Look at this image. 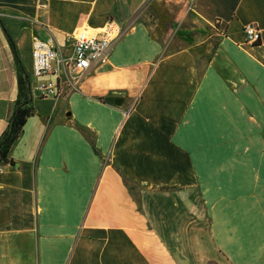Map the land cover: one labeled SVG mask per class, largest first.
<instances>
[{
	"label": "crops",
	"instance_id": "0c3cea01",
	"mask_svg": "<svg viewBox=\"0 0 264 264\" xmlns=\"http://www.w3.org/2000/svg\"><path fill=\"white\" fill-rule=\"evenodd\" d=\"M149 2L0 0V139L16 55L34 110L0 165V264H264V0H165L163 41ZM110 21L108 63L40 97L32 39Z\"/></svg>",
	"mask_w": 264,
	"mask_h": 264
},
{
	"label": "built area",
	"instance_id": "2783aa9c",
	"mask_svg": "<svg viewBox=\"0 0 264 264\" xmlns=\"http://www.w3.org/2000/svg\"><path fill=\"white\" fill-rule=\"evenodd\" d=\"M243 32L245 44L259 43L258 29L246 26ZM120 34V27L110 21L98 32H90L88 28L77 29L63 43L53 36L46 40L33 38L31 76L37 81L35 91L40 97L53 100L78 92L82 79L91 68L108 63L113 43Z\"/></svg>",
	"mask_w": 264,
	"mask_h": 264
},
{
	"label": "trees",
	"instance_id": "16d2710c",
	"mask_svg": "<svg viewBox=\"0 0 264 264\" xmlns=\"http://www.w3.org/2000/svg\"><path fill=\"white\" fill-rule=\"evenodd\" d=\"M182 10L181 6L166 3L165 0H150L147 11L156 20L154 32L150 34L151 40L163 41V39L167 38L173 25L178 21ZM182 25L185 27V24ZM217 45V40L211 37L204 45L192 50V52L194 55H197L201 53L200 48L204 49V53L213 52L217 48ZM206 58L208 60L210 59L209 56H206ZM16 60L20 73L18 77V97L15 102V111L11 117L9 127L0 139V165H9L12 162L9 159L11 148L19 138L27 118L34 114L29 99V76L22 69L17 55ZM123 182L128 185V181L125 178H123Z\"/></svg>",
	"mask_w": 264,
	"mask_h": 264
},
{
	"label": "water",
	"instance_id": "95a60500",
	"mask_svg": "<svg viewBox=\"0 0 264 264\" xmlns=\"http://www.w3.org/2000/svg\"><path fill=\"white\" fill-rule=\"evenodd\" d=\"M113 103H114L115 105H120V100H119V99H116V100L113 101ZM9 166H10L11 168H14V169L17 168V164H15V163H13V162H11V163L9 164Z\"/></svg>",
	"mask_w": 264,
	"mask_h": 264
},
{
	"label": "rangeland",
	"instance_id": "374dc122",
	"mask_svg": "<svg viewBox=\"0 0 264 264\" xmlns=\"http://www.w3.org/2000/svg\"><path fill=\"white\" fill-rule=\"evenodd\" d=\"M149 14H150L149 11H146V12H145V16H144V18L148 17ZM131 188H132V187H131ZM210 264H215V263H210Z\"/></svg>",
	"mask_w": 264,
	"mask_h": 264
},
{
	"label": "bare ground",
	"instance_id": "6f19581e",
	"mask_svg": "<svg viewBox=\"0 0 264 264\" xmlns=\"http://www.w3.org/2000/svg\"><path fill=\"white\" fill-rule=\"evenodd\" d=\"M84 28V27H83ZM87 28V27H86ZM90 32H98V30H91L90 28H88ZM50 37V36H49Z\"/></svg>",
	"mask_w": 264,
	"mask_h": 264
}]
</instances>
